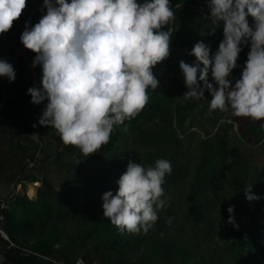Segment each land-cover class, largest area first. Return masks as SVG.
I'll return each instance as SVG.
<instances>
[{"label":"trees","instance_id":"16d2710c","mask_svg":"<svg viewBox=\"0 0 264 264\" xmlns=\"http://www.w3.org/2000/svg\"><path fill=\"white\" fill-rule=\"evenodd\" d=\"M176 3L171 54L154 66L158 87L149 89L139 114L118 125L109 142L91 154L41 124L47 100L37 104L28 92L35 75L21 53V34L26 21L34 25L45 14L44 0H27L12 27L0 33V58L17 70L15 80L0 76V91H9L6 99L0 95V172H14L16 184L40 183L37 194L27 192L35 197L15 193L6 206L0 199V222L9 236L0 237L1 264H51L22 248L58 255L67 264L79 253L88 264H264V118H250L238 131L231 110H209L210 90L200 99L181 97L188 86L179 61L196 59L189 49L200 39L214 54L224 25L202 35L212 26L205 16L207 0H184L179 9ZM249 22L254 26L251 15ZM249 51L250 42L230 78L240 77ZM25 52L33 64L37 53L26 46ZM34 67L40 84L42 65ZM251 138L259 147L256 154L245 144ZM254 155L263 164L253 163ZM159 157L173 165L163 183L165 206L147 232L121 231L104 216L103 193L118 190L130 159L154 165ZM250 185L260 199L247 198L244 189ZM232 215L235 223L229 222Z\"/></svg>","mask_w":264,"mask_h":264},{"label":"clouds","instance_id":"9594fccd","mask_svg":"<svg viewBox=\"0 0 264 264\" xmlns=\"http://www.w3.org/2000/svg\"><path fill=\"white\" fill-rule=\"evenodd\" d=\"M26 4L27 0H0V33L12 27ZM44 4L45 14L34 25L26 21L21 34L24 45L37 53L34 66L42 65L41 83L28 92L37 104L47 100L41 124L55 127L65 144L91 154L109 142L118 125L138 115L149 102V89L158 87L154 66L172 51L173 0H44ZM207 4L210 13L205 16L212 26L202 35L214 34L222 22L224 37L214 54L211 44L200 39L189 49L196 59L179 61L188 86L181 97L200 99L210 90V111L264 118V0ZM183 6L184 0H177L175 7ZM249 42L240 77L230 78ZM0 76L16 79L17 70L7 58H0ZM172 170L165 157L154 165L130 159L118 190L103 193L104 216L121 231L147 232L158 219V209L165 206L163 183ZM252 188L244 189L247 198L260 199ZM228 210L234 213L235 205ZM229 222L235 223L234 215Z\"/></svg>","mask_w":264,"mask_h":264},{"label":"rangeland","instance_id":"374dc122","mask_svg":"<svg viewBox=\"0 0 264 264\" xmlns=\"http://www.w3.org/2000/svg\"><path fill=\"white\" fill-rule=\"evenodd\" d=\"M250 116H237L235 114L232 113V120L234 121V125H235V129L239 131L240 128H242V126H245L246 123L249 122L250 120ZM253 119V118H252ZM256 122H260L261 119H254ZM246 145H248L250 147V152H252L253 154H256V152H259V147L256 146L253 143V138L250 139L249 142L245 143ZM242 150V149H241ZM263 157V154H260V158ZM253 163H259V164H263V160L262 159H257L254 155L253 158ZM21 188V187H20ZM24 191L21 194H26L25 193V189H27V192H35V187L34 184H31L29 186L25 185L24 186ZM0 197H8L9 195L12 194V192H14V188L11 184H8L4 181L0 180ZM19 190V189H18ZM78 256H80V253L78 254Z\"/></svg>","mask_w":264,"mask_h":264},{"label":"built area","instance_id":"2783aa9c","mask_svg":"<svg viewBox=\"0 0 264 264\" xmlns=\"http://www.w3.org/2000/svg\"><path fill=\"white\" fill-rule=\"evenodd\" d=\"M32 13H36V11L33 9ZM0 95L2 96L3 99H6L8 97V95H9V91L5 87H3V89L0 91ZM0 219H2V217H0ZM0 237L4 238L6 240H9V236H8L7 232L4 230V228L2 227L1 222H0ZM22 252L25 255L34 253V254L38 255L40 258L49 260L51 262V264H67L58 255H56V256H46V255H42V254H39V253L32 252L31 250L26 249V248H22ZM4 259H5L4 254L1 253L0 254V264H1V262ZM71 264H88V263L83 257L78 256V257H76L74 259V261Z\"/></svg>","mask_w":264,"mask_h":264},{"label":"crops","instance_id":"0c3cea01","mask_svg":"<svg viewBox=\"0 0 264 264\" xmlns=\"http://www.w3.org/2000/svg\"><path fill=\"white\" fill-rule=\"evenodd\" d=\"M0 180L1 181H4L8 184H11L14 188V192H12L11 195H9L8 197H0V199H4L5 201L2 203L3 206H6V200L13 196V194L15 193H22L24 191V185L23 184H16L17 183V180L15 179V173L12 172L11 170H8V169H5L3 171L0 172ZM31 184H34V187H35V190H36V194H37V186L40 184L39 182H35V183H29L27 186L31 185ZM21 187V188H20ZM19 189V190H18ZM1 191V190H0ZM25 193L28 197L32 198V197H35V195L33 196H29L27 194V189H25Z\"/></svg>","mask_w":264,"mask_h":264},{"label":"water","instance_id":"95a60500","mask_svg":"<svg viewBox=\"0 0 264 264\" xmlns=\"http://www.w3.org/2000/svg\"><path fill=\"white\" fill-rule=\"evenodd\" d=\"M21 53L24 57V59L26 60V62L33 68V71H34V75H35V80H34V84H37L38 82V79H39V74H38V71L35 69L34 65L30 62V60L28 59L27 55H26V52H25V45L24 43L22 42L21 44Z\"/></svg>","mask_w":264,"mask_h":264}]
</instances>
